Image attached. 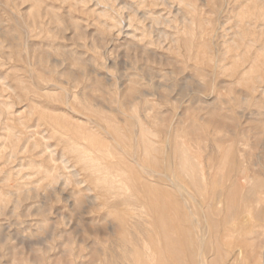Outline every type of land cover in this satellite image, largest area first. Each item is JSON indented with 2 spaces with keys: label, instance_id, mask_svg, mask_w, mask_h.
<instances>
[{
  "label": "rangeland",
  "instance_id": "rangeland-1",
  "mask_svg": "<svg viewBox=\"0 0 264 264\" xmlns=\"http://www.w3.org/2000/svg\"><path fill=\"white\" fill-rule=\"evenodd\" d=\"M182 156L197 262L264 264V0H0V264H130Z\"/></svg>",
  "mask_w": 264,
  "mask_h": 264
},
{
  "label": "bare ground",
  "instance_id": "bare-ground-1",
  "mask_svg": "<svg viewBox=\"0 0 264 264\" xmlns=\"http://www.w3.org/2000/svg\"><path fill=\"white\" fill-rule=\"evenodd\" d=\"M135 116L139 120V116ZM146 142V139L142 140V144H144V146H146ZM150 143H152V141H150ZM151 146L153 147V143ZM179 161L177 171L174 172L175 179L178 181L179 186L174 185L176 195L174 200L170 202L172 203L171 206H173L174 209L172 216L169 213L164 212L166 202H164L159 195L154 194L155 192L153 190L154 201L150 199L151 203H149V201L147 203L149 204L147 206L151 212L148 213L147 211H144L143 206L138 205L137 208H140L142 210L141 212L145 215L141 216L140 220L145 222L146 229L148 230L151 228L150 231L153 232L152 228H154L157 231V235L149 238L150 241L148 244L151 246V249L147 248L146 250V248H143L141 251L134 250L131 255L124 258L126 263L166 264L168 261H174L176 264H187L184 257L189 254L192 262L190 264H199L197 261L202 258L205 235L204 233H196L193 231L192 225L194 222L195 208L193 209L190 207L188 202L184 200L199 201V204L197 205L200 209V214L203 220H207L208 216L211 215L210 209L214 204V199L216 197L213 198V195H211V197H207L199 191L198 185L200 186L201 183L207 179V175L203 172V169L200 168V165L197 162L193 161L194 164H190L192 161L189 163L188 156H184ZM153 171L157 173L158 170ZM186 180L188 182L187 184L185 183ZM195 181H197V184H195ZM183 182L187 185L189 191L186 189L185 185L182 184ZM150 186V184H145L144 191L149 193ZM218 197L219 196L216 198L217 200ZM129 200H125L124 202L127 203ZM246 206H248V204ZM149 218L152 219V222ZM170 219H172L174 223H169Z\"/></svg>",
  "mask_w": 264,
  "mask_h": 264
}]
</instances>
